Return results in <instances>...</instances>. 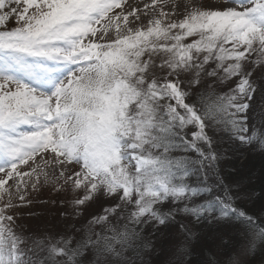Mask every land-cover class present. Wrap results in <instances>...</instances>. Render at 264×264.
Returning a JSON list of instances; mask_svg holds the SVG:
<instances>
[{
    "label": "snow or ice",
    "instance_id": "obj_1",
    "mask_svg": "<svg viewBox=\"0 0 264 264\" xmlns=\"http://www.w3.org/2000/svg\"><path fill=\"white\" fill-rule=\"evenodd\" d=\"M44 62L66 69L47 89L34 82V68L56 71ZM206 65L228 90L209 84L202 101L185 103L199 84L182 88L185 73ZM258 89L264 109V0H0V264H16L22 209L46 186L64 194L65 231L84 233L78 264H144L140 255L156 252L159 264H194L188 224L202 218L223 227L204 237L200 264H252L264 228L240 205L255 193L220 179L215 209L193 205L167 140L180 136L207 176L226 158L208 130L247 149ZM100 196L107 206L78 227ZM74 235L35 239L63 253Z\"/></svg>",
    "mask_w": 264,
    "mask_h": 264
},
{
    "label": "rangeland",
    "instance_id": "obj_2",
    "mask_svg": "<svg viewBox=\"0 0 264 264\" xmlns=\"http://www.w3.org/2000/svg\"><path fill=\"white\" fill-rule=\"evenodd\" d=\"M229 3L232 5L236 4L233 0H229ZM210 67L214 68L215 66L206 65L203 71L189 70L185 73L186 79L181 83L182 88L189 87L193 80L199 79V84L196 85V88L193 91H189L188 95L185 97V103H191L193 101L191 98H194L196 102L202 101L208 92L209 84H213L215 90L221 94L228 90L227 83L222 85L218 84L216 76L208 75ZM62 69L65 71V68L62 66H59L57 70ZM37 73L38 78H42L44 75V80L46 79L47 82H50L48 73H44L42 69H37ZM51 77H53V75H51ZM258 97L259 89L257 93L253 95V99L249 102V108L245 113L247 116L245 122L247 124L248 137L247 149L242 148L239 141L230 138L229 134L226 132L218 133L214 129L208 130L209 135L218 137L216 147L225 152L226 158L219 160L217 168L207 176H205L198 167L197 153L187 148L180 136L175 133L171 134L167 143L170 145L169 150L172 158L183 162L180 168V174L176 176L177 181L182 182V186L189 190L196 184L194 179L198 174V187L201 191V194L198 193V195L212 194L213 196V199H209V201L204 198L205 196H199L198 201L193 197L191 198L193 205L204 204L209 206L210 202L214 201L216 190L223 189V184H221L219 188L216 186L217 181L220 179H224L225 182L231 181L241 183L245 191L255 193V195L247 200L246 203H243V205L252 210V212L257 213V215H253L254 225L264 228V163L261 164L264 160L262 158L264 157V148L261 147L264 145V109H262ZM189 100L191 102H188ZM250 123H252L251 126H249ZM250 127H252V131ZM184 135L188 140L191 139V136L187 135V130ZM231 144L233 147H240L239 150L243 153L241 160L238 161V154L234 155L235 149H230L232 147ZM234 156H236V158ZM245 159H247L246 163ZM258 163L261 164L262 167H260L261 165L259 166ZM222 173H224V175H222ZM180 175L183 177H179ZM200 180L204 182V188H202ZM202 192L204 194H202ZM63 195V193H56L52 191L50 187L46 186L41 188L39 192L33 194V203L31 205L22 209V220L20 223L24 227L23 243L18 249L16 264H60L61 258H63L67 264H78L80 256L77 254V249L83 243L82 237L84 233L76 232L74 235L72 231H65L64 222L59 218L58 211L60 208L59 199L63 198ZM53 200L56 202L53 203ZM106 206L107 201L103 196L98 197L96 201L90 203L86 207V211L78 220L77 226L79 227L85 224L90 217L100 214ZM30 213H34L35 215H30ZM216 213L217 211L213 212L214 215H216ZM190 220V216L186 218L177 217L175 222H168L169 231L178 227L180 223L187 224ZM203 221L207 223V228L210 229L209 231L206 229L202 231V228H206V224L202 223ZM222 225L223 224H208L207 220L203 218L201 223L196 226V229L193 228L191 224H188V227L193 232L197 231V237L193 241V247L191 249L192 256L190 259H194L197 261V264H200V245L204 237L210 233L219 231L223 227ZM161 228H164L163 224ZM45 231L57 240L63 239L65 235L67 237H73L74 235V238L69 241V248L61 253L59 251H53V249L56 248L55 244L35 239L36 236L41 235ZM147 231L148 230L145 229V234H147ZM201 231L204 232L205 235L201 234ZM220 243L221 241L218 240L217 244L219 245ZM262 249H264V245H253L254 254L250 256L252 264H264V250ZM69 255H71L74 260L67 261ZM129 255H131V253H129ZM164 258L165 257L159 252H156L154 255L142 254L139 257L140 260L142 259L145 261L144 264H159Z\"/></svg>",
    "mask_w": 264,
    "mask_h": 264
},
{
    "label": "trees",
    "instance_id": "obj_3",
    "mask_svg": "<svg viewBox=\"0 0 264 264\" xmlns=\"http://www.w3.org/2000/svg\"><path fill=\"white\" fill-rule=\"evenodd\" d=\"M193 101L191 102L190 100L188 101V102H191V103H197L196 101H195V99L194 98H191ZM252 125V123H250L249 124V126H251ZM250 130L252 131V127H250ZM212 134V133H211ZM232 144H233V142H232ZM231 144V150L234 148L235 149V154L234 155H236V154H238L239 155V157H237V159H238V161L239 160H241V158H242V156H243V153H241L240 152V147H238V146H236V147H233V145ZM233 149V150H234ZM232 155V154H231ZM235 158H236V156H234ZM263 159H264V157H262ZM262 158H261V160H262ZM234 159V158H233ZM232 160V159H231ZM246 160L247 159H245V163H246ZM235 161V160H234ZM262 163H264V160L261 162V164ZM261 164H259L258 163V165L260 166ZM260 167H262V165L260 166ZM226 171V170H225ZM177 174H180V171H179V173H177ZM222 175H224V173H222ZM179 177H183L182 175H180ZM176 180H177V178H176ZM195 180V182H196V184L191 188V189H189V191H191L192 192V196H191V198H193V197H195V200H198V197L200 196V197H203V196H205L204 198L207 200V201H209V199H213V196H212V194L210 195V194H208V195H205L203 192H202V194H204V195H198V193H200L201 194V191H200V188L198 187V174L196 175V178L194 179ZM180 181V180H179ZM200 183H201V185H202V188H204V182L202 181V180H200ZM239 203V202H238ZM209 207H212V208H216L217 207V205H216V203H215V201H211L210 202V204H209ZM241 207H246V206H242L241 205ZM247 208V210H248V212L250 213V214H252V215H257V213L256 212H252V210H250L248 207H246ZM216 212V211H215ZM216 215H219V212H217L216 213ZM202 223H204V224H206V226H208L207 225V223L205 222V221H203ZM231 223L232 224H239L240 223V221L239 220H236L235 218H232L231 219ZM203 224V225H204ZM212 225V224H211ZM223 226V225H222ZM205 235V234H204ZM72 260H74V259H72ZM192 260V259H191ZM141 261H143L142 259H141ZM193 262H194V264H197V261L196 260H192ZM144 263H145V261H143Z\"/></svg>",
    "mask_w": 264,
    "mask_h": 264
},
{
    "label": "bare ground",
    "instance_id": "obj_4",
    "mask_svg": "<svg viewBox=\"0 0 264 264\" xmlns=\"http://www.w3.org/2000/svg\"><path fill=\"white\" fill-rule=\"evenodd\" d=\"M222 194V190H220V189H217L216 190V196H219V195H221ZM198 201V200H197ZM208 204V203H207ZM242 206H244L243 204H241ZM240 205V206H241ZM250 214V213H249ZM206 228H202V231L204 230V229H206L207 231H209L210 229L209 228H207V226H205ZM200 232L201 234H204V232ZM199 235V234H198Z\"/></svg>",
    "mask_w": 264,
    "mask_h": 264
}]
</instances>
